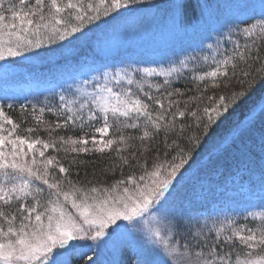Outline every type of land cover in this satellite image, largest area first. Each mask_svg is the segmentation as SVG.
I'll use <instances>...</instances> for the list:
<instances>
[{"label":"snow or ice","instance_id":"obj_1","mask_svg":"<svg viewBox=\"0 0 264 264\" xmlns=\"http://www.w3.org/2000/svg\"><path fill=\"white\" fill-rule=\"evenodd\" d=\"M234 7L237 16L225 26L244 43L234 42L231 55H213L209 71H196L197 56L168 67L102 71L95 82L60 94L55 106H31L37 127L23 135L0 105V264H72L85 249L96 252L87 264H110L101 259L105 251L123 249L134 251L136 264H264V94L243 119H229L264 85V0ZM209 9L199 0H0V73H9L19 62L14 58L54 59L130 20L173 38L202 36L214 23ZM189 61L196 95L186 97L173 81ZM221 86L229 90L205 95ZM20 109L27 111L24 104ZM46 113L56 120L44 119ZM225 123L226 133L215 135ZM40 126L49 139L38 135ZM58 130L72 134L53 137ZM87 157L104 166L93 178L85 172L81 180L76 171L73 179L74 170L95 166ZM225 159L227 175L217 174L230 179L231 199L246 214L209 225L179 193L186 181L199 180V172Z\"/></svg>","mask_w":264,"mask_h":264},{"label":"rangeland","instance_id":"obj_2","mask_svg":"<svg viewBox=\"0 0 264 264\" xmlns=\"http://www.w3.org/2000/svg\"><path fill=\"white\" fill-rule=\"evenodd\" d=\"M241 2L242 0H199L201 4L210 5L209 10L214 23L204 30L202 36L197 35V37L191 35L169 37L162 34L154 25L146 26L142 20H130L115 31H109L104 35L96 33L93 39L92 58L82 57L78 59V62L70 61V58H62L56 68L40 76H29L26 70L36 67L32 64L44 59L34 58L31 61H22L21 58H14L19 62L11 65L9 73L7 75L0 73V104L2 102L11 103L16 95L26 97L33 93L38 95L39 107L45 104L55 106L59 102L60 94L68 96L76 88L81 87L85 80L95 82L102 71L112 72L127 67L129 64L132 67H168L169 61L178 64L180 59L197 56L201 58V62L196 71H209L214 67L213 55L217 59L231 55L236 46L234 42L239 41L241 45L244 43L242 35L236 32L230 33L228 27L225 26L227 22L236 18L237 10L234 5ZM240 19L249 23L254 22L247 16ZM243 26L245 25L241 24V27ZM208 45H212V48H209ZM70 51L71 47L66 48L63 50V55H57L55 58L67 56ZM204 56L209 59L203 61ZM49 60L45 59V62ZM0 64H4V62L0 61ZM191 70L192 62L189 61V68L183 70L182 77L174 80L173 85L191 80ZM20 76L22 81H20ZM150 79L153 82L162 83L163 81L162 77ZM10 80L13 81L10 82ZM222 134L224 131L220 133L218 130L215 133V135ZM228 160L230 162V159ZM212 169H220V166ZM198 176L199 180L194 177L186 181L187 187L181 189L179 197L182 202L191 200L196 205L192 211L200 214L201 222L207 220L211 225L213 220L224 219L228 216L238 220L242 219L246 213L242 205L231 199L234 189L230 179L224 185L218 184L215 180L219 176L215 170L198 173ZM247 211H261V209L248 208ZM96 243L91 242L93 247ZM85 251L86 255L82 259L74 256L72 264H87L89 257L96 258V252L87 251V249ZM101 259L110 262V264H136L137 261V257L131 249L117 252L108 250L105 251Z\"/></svg>","mask_w":264,"mask_h":264},{"label":"trees","instance_id":"obj_3","mask_svg":"<svg viewBox=\"0 0 264 264\" xmlns=\"http://www.w3.org/2000/svg\"><path fill=\"white\" fill-rule=\"evenodd\" d=\"M163 2V0H144V3L146 5H149V4H159ZM193 3H196L197 1H192ZM95 34L92 35V38L88 41H80L78 43H76L75 45L73 46H70L71 47V51L69 52V54L67 56H60L59 58H54V59H50L49 61L45 62V59L42 60V61H39V62H36L32 65H35L36 67H32V68H28L26 71L28 73H34L37 71L38 75L40 74H43L45 73L46 71H48L49 68L51 67H55L58 65V63L62 60V58H70V61H73V62H78V59L79 57H92L93 56V49H92V46H93V39L95 38L94 37ZM261 56L264 57V48L261 49ZM30 64V63H29ZM209 83H211L210 79L208 81ZM232 85L233 86H236V82L235 80H233L232 82ZM173 87H179L181 88L182 90L185 91L186 93V97L187 96H193V95H196V92H195V84L191 82V80H187V81H181L179 83H176L173 85ZM229 89H226L224 87H219V88H212V87H209L207 93H205L206 96L208 95H212L213 92H215L217 95H219L220 93L222 92H227ZM155 90H153L154 92ZM264 94V85H261V87L257 88L255 93H253L252 97L250 98V100L244 104V105H241L239 108L235 109V111L233 112V115L232 117H230V121L234 118H239V119H243L244 118V114H245V111L246 109L253 105V104H258V101L260 100L261 98V95ZM38 101L39 99L31 94L28 96V98L26 99H23V98H16V99H13L11 103H3L2 105H4V110L5 112L16 122L20 125V129H19V132L21 135L24 134V130L29 128V127H37L33 117H32V114H31V106L35 105L37 108L39 107L38 106ZM204 103H207V101L205 100ZM8 104H11L13 105V108L12 109H9L7 107ZM21 104H24L25 105V108L27 109L26 112H22L21 109H20V105ZM44 119H46L47 121L49 122H54L56 120V117H54L53 115L51 114H48L46 113L45 114V117ZM41 127V131H39L38 135L47 140L49 139V136H48V133L43 131V126H40ZM227 128H228V123H225L223 125H221L220 127H218L216 129V132L219 130L220 133H222L224 131V134L226 133L227 131ZM72 133L70 132H65L64 130H58L56 132H53V137H56L58 135H71ZM160 137L157 138V141H160ZM52 150L49 149V152H51ZM47 154V153H46ZM61 156L63 155V153L60 154ZM87 159L89 160H93V161H96L95 163V166H89L87 168H80L78 170H74L73 171V179H76V171L79 172V178L81 180L85 179V172H87L88 176L87 178H93L92 174H93V171L95 170L97 173L100 171V168L103 167V162H100L98 160H96V157H87ZM207 159L208 157L202 153V156H200V160L202 163H206L207 162ZM227 160V161H226ZM229 165H230V162L228 159H225V160H222L220 161L215 167H218L220 166V171L224 172L225 175H227V172L229 170ZM213 167H208L206 168L205 170L201 171V172H211L212 170H215L216 169H212ZM199 172V173H201ZM125 174H127V169L125 170ZM219 176V175H218ZM97 179H99V177L97 176L96 177ZM116 179L119 178V172H117L116 176L114 177ZM218 184L220 185H224L226 182L222 181L220 176L215 180ZM91 243V241L89 242Z\"/></svg>","mask_w":264,"mask_h":264}]
</instances>
